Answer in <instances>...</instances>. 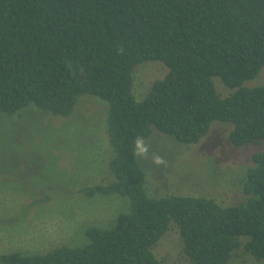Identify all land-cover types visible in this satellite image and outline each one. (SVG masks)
I'll use <instances>...</instances> for the list:
<instances>
[{
    "label": "trees",
    "instance_id": "16d2710c",
    "mask_svg": "<svg viewBox=\"0 0 264 264\" xmlns=\"http://www.w3.org/2000/svg\"><path fill=\"white\" fill-rule=\"evenodd\" d=\"M161 60L168 73L142 101L133 67ZM264 67V0H0V112L29 104L68 115L80 95L107 100L115 178L87 196L129 198L87 243L45 253L0 255V264H165L152 251L169 230L192 264H229L237 248L264 264V151L240 180L242 202L149 196L135 151L152 129L192 144L212 122L233 124L234 146L264 141V85L246 81ZM214 77L234 89L218 94Z\"/></svg>",
    "mask_w": 264,
    "mask_h": 264
},
{
    "label": "rangeland",
    "instance_id": "374dc122",
    "mask_svg": "<svg viewBox=\"0 0 264 264\" xmlns=\"http://www.w3.org/2000/svg\"><path fill=\"white\" fill-rule=\"evenodd\" d=\"M168 67L143 60L133 67L131 92L142 101ZM218 94L230 89L214 77ZM264 85V67L245 82ZM109 104L92 94L80 95L66 115L29 104L13 113L0 112V255L19 251L45 253L59 246L87 243L88 227L107 228L129 198L116 193L87 196L82 190L114 180L113 150L107 127ZM230 122L214 121L197 143L187 144L156 129L140 140L147 149L135 156L145 175L149 196H206L222 206L242 202L240 180L252 165L251 155L264 141L234 146ZM163 162L157 164L154 158ZM165 264H192L181 251L178 232L169 229L152 248ZM229 264H260L244 248L233 251Z\"/></svg>",
    "mask_w": 264,
    "mask_h": 264
},
{
    "label": "clouds",
    "instance_id": "9594fccd",
    "mask_svg": "<svg viewBox=\"0 0 264 264\" xmlns=\"http://www.w3.org/2000/svg\"><path fill=\"white\" fill-rule=\"evenodd\" d=\"M137 147L139 148L141 153H146L147 152V149L142 146V142L141 141H137ZM154 162L157 163V164H160L163 161L159 157H155L154 158Z\"/></svg>",
    "mask_w": 264,
    "mask_h": 264
}]
</instances>
